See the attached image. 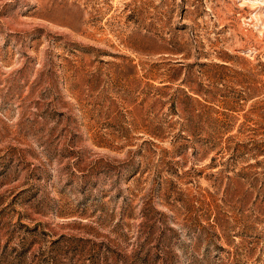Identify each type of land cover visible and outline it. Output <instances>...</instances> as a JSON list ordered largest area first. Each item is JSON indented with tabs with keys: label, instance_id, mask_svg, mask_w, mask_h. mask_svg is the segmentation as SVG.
I'll use <instances>...</instances> for the list:
<instances>
[{
	"label": "rangeland",
	"instance_id": "rangeland-1",
	"mask_svg": "<svg viewBox=\"0 0 264 264\" xmlns=\"http://www.w3.org/2000/svg\"><path fill=\"white\" fill-rule=\"evenodd\" d=\"M0 264H264V0H0Z\"/></svg>",
	"mask_w": 264,
	"mask_h": 264
},
{
	"label": "trees",
	"instance_id": "trees-1",
	"mask_svg": "<svg viewBox=\"0 0 264 264\" xmlns=\"http://www.w3.org/2000/svg\"><path fill=\"white\" fill-rule=\"evenodd\" d=\"M192 122H193V121H190L189 124L191 125ZM236 175H238V176H242L241 174H235V176H236ZM235 176H232V177L230 176V179L233 180ZM257 179H258V178H255V181H256ZM240 184H241V182H240ZM240 187H241V186H240ZM242 189H243L242 187H241V188H237L236 190H238V191L235 192V194H236V195H239L240 193L243 194ZM248 194H249V193H247V192H245V193L243 194V196H242V198H241V200H242L243 202H246V201L248 200V197H247ZM244 196H245V197H244Z\"/></svg>",
	"mask_w": 264,
	"mask_h": 264
}]
</instances>
